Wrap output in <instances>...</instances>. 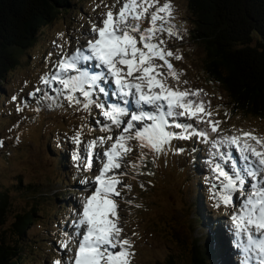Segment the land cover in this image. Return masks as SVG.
Wrapping results in <instances>:
<instances>
[{
	"label": "rangeland",
	"instance_id": "1",
	"mask_svg": "<svg viewBox=\"0 0 264 264\" xmlns=\"http://www.w3.org/2000/svg\"><path fill=\"white\" fill-rule=\"evenodd\" d=\"M165 2L168 0H159V5ZM122 3L123 0L119 3L117 0H74L72 8L40 28L31 46L15 52L16 62L0 92V140L4 141L0 146V193L7 194L8 198L7 221L2 227L7 237L13 239L18 234L13 227L16 216L32 211L38 214L30 217L27 225L21 264H52L55 259H64L71 254L61 249L60 243L67 238L65 234L74 236V225L78 220L76 212L82 211L84 197L94 190V178L102 166V152L111 142L97 144L91 168L77 167V164L84 163V148L88 141L102 135H112L115 139L119 133L115 126L111 133L101 130L109 121L95 105L84 110L82 106L70 104L65 96H57V89L62 87L58 81L46 89L47 98L42 93L35 96L29 93L36 87H45L42 78L56 71V62L62 55L71 54L93 38L89 35L92 24L99 25L108 10L106 6H114L113 10L118 11ZM171 3L172 17L169 23L167 14H164V26L172 27L174 34L169 36L165 31L158 34V38L165 41L167 49L183 57L180 60L175 55L169 58L180 73V88L203 90L195 99L211 102L212 119L220 122L219 130L212 132L207 124L181 117L182 122L196 123L199 129L208 131V138L173 139L170 147L155 154V160L154 154L144 149L146 159L143 164L139 160L141 150L137 142H132V152L124 157L121 169L114 170L117 174L126 173L120 177L121 185L117 187L121 196L116 198L124 228L122 235L133 241L132 264H163L167 259L179 262L185 256L182 241L190 239L193 231L191 218L195 216L198 204L205 215L217 219L215 224L224 233L230 231L235 247L229 253L234 259L237 255L242 262L240 243L235 236L237 229L231 217L240 211L244 195L235 192L234 206L220 204L217 207L214 195H218L219 187L213 189L212 186L220 184L215 179L218 175L215 163H220L217 160L219 152L230 151L238 162L243 161L234 146L229 149L222 144L217 149L213 142L224 135L238 134L240 129L264 136V117L233 106L226 89L207 73L206 50L194 38L195 20L188 0H171ZM149 20L150 16L144 20L142 28L149 26ZM89 64L92 66L94 62ZM163 71L167 72L166 67ZM168 83L175 86L177 82L169 78ZM109 85L115 87L111 80ZM103 86H106L105 81ZM13 96L17 99L13 100ZM98 99L111 103L108 96H98ZM81 125L84 126L80 146L82 159L77 162L72 159L76 145L71 137ZM181 147L183 152L178 151ZM225 161L221 165L230 171L232 165ZM133 162L136 167H132ZM122 185H131V188ZM248 188L246 183L245 194ZM55 194L60 198L56 200Z\"/></svg>",
	"mask_w": 264,
	"mask_h": 264
},
{
	"label": "snow or ice",
	"instance_id": "2",
	"mask_svg": "<svg viewBox=\"0 0 264 264\" xmlns=\"http://www.w3.org/2000/svg\"><path fill=\"white\" fill-rule=\"evenodd\" d=\"M106 7L108 10L99 25L92 24L89 35L93 38L88 39L85 46L75 48L71 54L62 55L56 62V71L42 78L41 83L45 87H36L29 93L32 96L42 93L47 98L46 89L58 81L62 87L57 89V96H65L70 104L82 106L84 110L95 105L109 121L102 126L101 130L105 133H111L113 126L119 129L115 139L112 135H102L88 141L84 148V163H78L77 167L91 168L97 144L111 142L102 152V166L95 175L94 190L84 197L82 211L76 212L78 220L74 225V236L65 234L67 238L60 243V248L71 254L64 259H55L52 264H132L133 241L122 235L124 228L120 223L116 199L121 196L117 187L121 185L120 177L126 173L114 172L121 169L124 157L132 152V142H137L141 150L139 160L143 164L146 159L144 149L150 150L155 160V154L164 152L173 139L208 138V131L199 129L196 123L182 122L181 117L207 124L212 132L219 130L220 122L212 119L211 102L195 99L203 90L180 88V73L169 58L175 55L180 60L183 57L167 49L165 41L158 38V34L162 35L165 31L169 36L174 34L172 27L164 26V14H167L169 23L172 17L171 0L162 6L159 0H123L118 11L113 10L114 6ZM149 16V26L142 28ZM60 47L63 48L62 45ZM89 62H96L98 70H92ZM165 67L166 73L163 71ZM169 78L177 82L175 86L168 83ZM108 80L114 82L115 92L109 93L103 86ZM183 83L187 84V81ZM108 95L118 97L120 102L109 103L97 98ZM130 97H135V110L130 107ZM83 128L81 125L71 137L76 145L72 159L77 162L82 159ZM3 143L0 140V146ZM222 144L229 149L234 146L239 151L244 167L239 166L230 151L218 153L222 160L231 163L232 169L225 170L221 163H215L218 173L215 179L220 184L212 186L213 189L219 187L214 199L217 200V207L220 204L234 206L233 194L239 192L244 195L240 211L231 219L237 235L247 233L249 244L255 245L256 264H264V136L240 129L238 134L219 137L213 142V147L218 149ZM178 151L183 152L184 149L181 147ZM132 167H136L135 162ZM246 183L249 188L245 194ZM122 187L131 188V185Z\"/></svg>",
	"mask_w": 264,
	"mask_h": 264
},
{
	"label": "trees",
	"instance_id": "3",
	"mask_svg": "<svg viewBox=\"0 0 264 264\" xmlns=\"http://www.w3.org/2000/svg\"><path fill=\"white\" fill-rule=\"evenodd\" d=\"M188 3L195 20L194 38L206 50L208 75L226 89L236 109L264 117V0ZM73 6L74 0H0V92L16 62V50L31 46L43 25ZM7 212V194L0 193V264H21L27 225L38 214L16 216L13 227L18 234L11 239L2 228ZM191 220L190 239L182 241L185 256L179 262L162 263L233 264L225 237L198 204Z\"/></svg>",
	"mask_w": 264,
	"mask_h": 264
},
{
	"label": "bare ground",
	"instance_id": "4",
	"mask_svg": "<svg viewBox=\"0 0 264 264\" xmlns=\"http://www.w3.org/2000/svg\"><path fill=\"white\" fill-rule=\"evenodd\" d=\"M95 63L94 62V66H95ZM92 65V66H93ZM90 64H89V67L92 68V70H98L96 69L95 67H92ZM106 83V89L109 91V93H112V92H115L116 88L113 87V85H109V80L108 81H105ZM108 85V86H107ZM134 99L135 97H130L129 98V102H130V107L131 106H135L134 104ZM108 100L110 102H117L119 103V98L114 96V95H108ZM136 107V106H135ZM145 107H148V106H145ZM132 108V107H131ZM133 109V108H132ZM135 109V108H134ZM133 109V110H134ZM215 155V154H214ZM231 155L233 156V158H235L234 154L231 153ZM199 156L201 157L202 155L199 154ZM217 160L218 162H220L221 164L224 163V160L221 159V157L219 155H217ZM227 161V160H226ZM225 161V162H226ZM239 166L240 167H244V163L242 162H239ZM231 167V166H230ZM232 169V167H231ZM254 235H256L254 233ZM237 237V240L239 241V243L241 244V256H242V264H247V262H249L250 264H256V256H257V249L255 247V245H250L248 240H247V237L243 236V235H236Z\"/></svg>",
	"mask_w": 264,
	"mask_h": 264
}]
</instances>
